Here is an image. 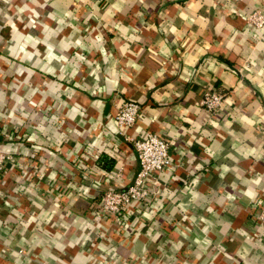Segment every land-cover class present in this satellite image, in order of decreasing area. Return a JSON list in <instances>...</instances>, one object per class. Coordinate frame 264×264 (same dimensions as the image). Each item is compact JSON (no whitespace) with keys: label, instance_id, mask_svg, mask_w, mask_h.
Masks as SVG:
<instances>
[{"label":"crops","instance_id":"1","mask_svg":"<svg viewBox=\"0 0 264 264\" xmlns=\"http://www.w3.org/2000/svg\"><path fill=\"white\" fill-rule=\"evenodd\" d=\"M254 9L264 0H0V118L29 138L0 178V264H264L253 216L264 204V33L242 17ZM211 88L224 101L209 116L199 99ZM119 98L141 107L128 133L166 139L174 167L117 223L91 210L139 168L117 134Z\"/></svg>","mask_w":264,"mask_h":264},{"label":"built area","instance_id":"2","mask_svg":"<svg viewBox=\"0 0 264 264\" xmlns=\"http://www.w3.org/2000/svg\"><path fill=\"white\" fill-rule=\"evenodd\" d=\"M243 19L255 29L264 33V12L260 9H254L242 15ZM224 94L215 88L204 89L201 91L199 105L206 111L209 116L214 115L223 105ZM4 110V109H3ZM141 115V107L139 103L130 99L119 98L115 104L114 123L117 134L130 143L133 147L138 160L139 168L136 171L131 182L125 187H115L96 194V202L92 207V213L95 219H110L119 223L121 219L127 217V214L139 212L157 196L158 174L165 169L174 167V162L170 155L169 142L163 137L153 132H147L142 137H135L128 133V130L136 123ZM11 117V116H10ZM24 118V117H23ZM9 115L0 118V178L4 172L14 169L19 165L20 157L12 149V146L24 144L29 141L25 134L20 130L10 126ZM32 145V142L30 143ZM31 147V146H29ZM264 158V152H263ZM86 169L93 173V167L87 165ZM105 176H109L111 172L102 171ZM116 178L123 177V167L116 166L113 171ZM149 183L152 184L150 187ZM71 188L77 190V195H91L89 189L83 191L82 187L75 183H68ZM61 189V188H60ZM71 192L67 194V190L63 188L54 200V207L60 208L64 197H69ZM0 192V197H2ZM93 196V194H92ZM253 211L254 219L264 230V204L255 205ZM67 216L71 211L66 209L64 213ZM104 235V234H103ZM102 238V236H100ZM100 239V238H99ZM91 250V254L95 255L96 251ZM19 254L23 255L24 249H18ZM105 264H121L116 259H108Z\"/></svg>","mask_w":264,"mask_h":264}]
</instances>
